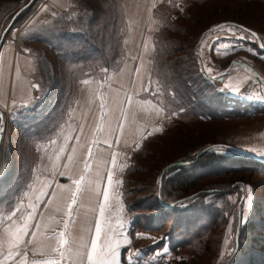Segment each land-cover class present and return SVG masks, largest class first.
<instances>
[{"label":"rangeland","instance_id":"1","mask_svg":"<svg viewBox=\"0 0 264 264\" xmlns=\"http://www.w3.org/2000/svg\"><path fill=\"white\" fill-rule=\"evenodd\" d=\"M58 1H60L59 5H53L50 0H38L32 11L17 26L7 33H5L4 27L0 32V50L2 45L8 41L9 44L16 45L20 50L19 53L29 52L28 55L34 59L36 69L34 70L33 81L37 89L35 93L37 96L28 108L15 107L13 111L0 117L1 125L4 127L0 147V182L6 177L7 173H13L17 169L19 171L16 172L20 173V175L16 173L19 177L15 178L14 185L10 186L5 182L0 183V193L9 188L4 193V195L9 193L7 198L0 204V246L2 245L1 233L4 232V229L14 231L19 230V226L27 225L31 227L33 225V215L39 210L32 207L35 191L45 183L43 179L50 176V174H47L50 168L57 165V163L61 165L62 161L66 162V156H70L72 153L77 156L82 143L74 144L72 141L75 138L77 129L74 121L79 124L78 121L83 118L80 109L77 110L78 106H82L85 109L84 112L90 109L93 111L97 104L95 99H98L100 108L103 109L100 111V115L102 119L104 118V122L110 119V108H112L111 113L113 115L115 110H121L118 106H116V109L105 99V95L107 97V93L112 91L109 90L111 86L123 93V95L119 94L123 98L122 109L124 103H127L128 86L134 92L137 91L138 87H141L142 90L148 88L140 96L144 97L149 103H153L161 114L157 122H155L156 117L153 121L147 112L139 120L131 117L133 115L128 112L127 108H124L125 112L122 113L121 111L120 118L118 120L116 118V123L108 132L113 133L114 128H120L117 129V132L118 135L121 133V127L123 126L121 117L124 118V122L129 121L130 125L138 123L139 128L144 132L139 131V134L134 135L132 142L120 145L124 148L119 149L117 146V149H115L114 145H103L99 142L98 137L105 139V136H99L97 128L101 126H98L96 134H94L96 138L92 137L90 150L86 152V156L90 152L93 158L98 161L97 166L106 167L109 189L107 190V197L104 194L98 215L103 213L107 216L103 224L104 230H122L125 232V237L128 238V244L121 254V263L178 264L182 259L187 264H192L191 259L198 255L195 264H223V262L230 261L232 258L234 242L238 241L237 230L239 226H243L249 219L251 220V216L256 227L252 232L253 241L247 243L246 249L249 248V252H253L256 250L255 245L264 244V238L262 240L258 238L259 235L264 237V230L261 227L264 224V170L261 169L248 170L232 175L211 174L198 182L197 189L188 192V194L200 192L198 197L203 198L201 200L203 204L213 202L214 206L221 209L214 227L208 228L211 233L210 237L205 239L208 245L205 248L202 247L199 254L194 250L190 251L189 248L184 249L185 243H179L186 232L183 228L184 225L180 224L179 221L182 219L184 210L192 201H187L179 206L175 213L178 216L176 223L169 221L162 229L157 231L149 229V231H146V228L152 226L148 222L158 214L146 206L156 203V198L159 197L161 192L158 186H154L157 184L156 177L167 165L206 149L204 153L213 152L221 157L238 155L225 148L212 147L221 144L242 148L259 156H264V144L261 143L264 138H260L261 136L264 137V116L262 114L250 120L234 119L208 122V124H201L194 120L188 121L184 125L182 121L178 120L176 114L170 110V107H167L163 84L155 75V71L158 70H155L154 65L155 46L160 42L163 44V41H157V38L164 33V29L162 30L161 27L165 26L167 21L172 22L178 17L177 15L184 16L191 10H194L195 17L203 18L202 23L200 22L196 26H192L191 22H188L189 25L187 23H179V25L180 28L187 31L192 30L194 37L198 35H196V30L203 25L207 24L206 27L210 26L212 28L220 22L235 21L236 18L242 19L244 25L258 36L262 49L258 47L256 39L249 32L233 26L205 32L201 43V37H199L194 48L193 43L189 45V49L192 47L194 51L198 47V54L195 52L196 59L194 58V61L198 71L205 72L202 75L209 78L222 72L224 78L225 74H231V78L228 79L227 83L232 88L235 87L236 89L233 90L237 95H240L246 91V87L251 85L264 87V0H165L164 4L158 7L159 9L154 11L153 15L147 16V25L150 30H124V32H120V21L124 17L121 7H119L120 14H117L114 3L107 10L106 8L102 10L105 4V7L108 6L107 2L109 0ZM51 10L53 13L50 12ZM93 15L99 18L92 20ZM80 16H84V18L81 19ZM108 17L110 19L115 18L112 27ZM77 25L80 26L75 28L74 26ZM103 27H106L105 35L100 31L104 29ZM76 30L83 33L81 35L83 37L80 38L79 36L80 39L76 42L78 47L82 46L85 39L88 38L91 45L94 44L93 46L98 48L99 56L94 59L96 62L88 65H84L81 61L72 60L77 64L78 70L70 67L62 69L61 62L56 58L57 55L49 49L47 42L50 40L51 46L55 45V48H57L56 45H61L66 58H73L71 51L75 50L74 46L71 45L69 40L67 41L66 37H64L66 38L64 41L60 36L64 33H67L66 36H68L70 32H77ZM33 38L34 40L40 39L38 40L39 43L31 40ZM56 38L59 43H57ZM176 38H180L182 44L189 43L187 36L179 35ZM178 56L188 58L185 53L178 54ZM237 60L241 62L236 63ZM243 64L251 67L257 77L255 78L254 74ZM137 70L141 72L138 77H136ZM190 73L189 77L191 79L195 78L191 71ZM208 75L210 76L208 77ZM59 76H70L71 80L70 86L65 88L67 91L64 92L63 90L59 94V97H63V99L57 107L55 119L50 122L44 119L37 128L36 121L35 126L32 127V121L29 119L36 114V111L30 108L37 101L43 102L48 92H59L62 89V83L59 84L56 81V77ZM139 76H141L140 79ZM197 80L199 83L200 79L198 77ZM233 80L240 83L233 85ZM261 86L260 88H263ZM215 94L228 96L239 103L245 104L240 98L235 97L231 92L229 93L228 90L221 88L218 92L215 90ZM88 103L90 108H88ZM227 106L235 108L234 110L239 108V105H233L232 103ZM73 108L76 110L74 114L72 113ZM250 111L245 110V114L247 115ZM125 114L130 118L124 117ZM128 126L122 127L123 131ZM18 127H21L22 131H27L29 127L31 132L21 137L22 134H18L17 131ZM147 130H150L148 136ZM108 132L104 134L107 136L112 135ZM118 137H121V135ZM74 145L76 146L74 147ZM86 165L84 162V166ZM174 173L167 171L162 178L172 176ZM59 174L54 176L55 178L59 177L54 182L59 181V184L68 183L69 179L61 176L65 174V164H63ZM7 177L9 181H12L13 176L11 174H8ZM215 187H218L224 193L220 195L210 194V192L216 190L209 189ZM249 190L251 202L250 206L246 207L248 205ZM73 191L76 192L77 188ZM64 192L60 190V194ZM24 194L26 198H24ZM79 194H77V199H80ZM88 194L87 197L92 201V192L90 191ZM37 198L40 199V195ZM76 203H73L72 196H61L57 206L53 207V213H56L57 218H59L52 224L53 232L64 234L62 237L59 236L62 245L56 247L57 249L55 248V256L58 258H63L68 254V247H66L68 244L65 245V231H69L70 224V217L67 215L68 205L71 204L72 210L76 211L78 209ZM137 203L140 204L137 205L138 208L143 206L142 209H145L130 214L128 212L129 207L131 206L135 210L136 207L132 205ZM22 204V211H24L26 204H29L27 206H30V210H33L31 212L32 221L30 220L28 224L24 222L22 224V221H18L19 214L21 216V211L19 213L18 208ZM101 206H103V212H101ZM87 209L90 210V207H87ZM26 210L28 209L26 208ZM245 210L246 216L244 215ZM135 216L139 219L141 225L132 228L130 220ZM236 222L237 225L240 222V225L237 226L235 232ZM259 222H262V224H259ZM202 226H206L205 222L202 219L196 220L194 225L191 224L190 227H186L187 234L192 233L196 238L202 237ZM186 236L185 239L188 240ZM201 243L202 239L196 240L193 245L197 248V245ZM216 243L217 247L215 246ZM14 245L20 244L16 241ZM26 250L28 249H23L25 256L28 253ZM137 252L139 254L135 255ZM61 253H63V256ZM33 258H35L34 255ZM2 261L3 259L0 257V262Z\"/></svg>","mask_w":264,"mask_h":264},{"label":"crops","instance_id":"2","mask_svg":"<svg viewBox=\"0 0 264 264\" xmlns=\"http://www.w3.org/2000/svg\"><path fill=\"white\" fill-rule=\"evenodd\" d=\"M52 2L53 5H59L60 3L58 0H50V3ZM164 2L165 0H120V7L124 15L120 21V32H124V30H150L147 25V16L153 15L154 11L159 9L158 7L164 4ZM50 12L53 13L52 10ZM19 51L20 50H18L15 44H9L8 41L2 45L0 50V117L7 112L13 111V108L15 107H25L22 109L28 108L37 96V94H35L37 89L34 87L35 84L33 81L35 75L34 70L36 69L35 61L28 55L27 52L24 54L20 52V54ZM235 62L240 63L241 61L237 60ZM230 67H232V65H230ZM140 73L141 72L137 70L136 77H138ZM223 75L224 74H222V72L213 76L208 75L217 88V91H220L221 88L228 90L229 93L231 92L232 95L240 98V100L247 105L264 107L263 86L260 85L263 87L260 88V86H255V84L251 82L254 85L246 87L247 89H245V92L237 95L233 90L236 88H232L227 83L228 79L231 78V74H225L226 76L224 78ZM140 77L141 76H139V79ZM235 83L238 84L240 82L233 80L232 84L234 85ZM128 88V99H126L127 103H124L123 109L127 108L128 112L133 115L131 117H135L139 120L144 117L146 114L145 112H147L150 115V119L154 121V118L156 117L155 122H157L161 116L158 108L153 103H149L144 99V97L140 96L146 92L148 88L142 90L141 87H138L136 92L132 91L130 86H128ZM109 90L114 92L109 91L107 93V97L105 95V99L109 102V104L113 105L115 108L118 106L121 110H115L113 115L111 113L112 108H110V119L107 122H104V118L102 119L100 115V111L103 109L100 108L98 99H95L97 104L93 108V111L90 109L84 112L85 109L82 106H78L77 110L80 109V113L83 118L81 121H78L79 124L74 121L77 129L72 143H82L80 150L77 156L73 153L70 155L72 157L71 160H69V156H66V162L62 161L61 165L59 163H57V165H53L47 173L50 174V176L43 179L45 183L41 185L42 187L40 186L37 191H35L34 205H32V207L39 210L36 211L35 215H33V225L31 227L27 225L19 226L20 229L14 231L3 230L5 233H1L2 245L0 246V257L3 261L0 262V264H49V262H51V264H90L87 259L88 253L92 254L93 262H95V264H122L120 258L124 247L128 244V238L125 237V232L122 230H104L103 224L105 223L104 221L107 216L103 213L98 215L100 212L99 207L101 202H103L102 200L104 198V194L109 189L106 178V167L97 166L96 164L98 161L93 158L90 152L87 153L86 156V152L90 150V141L92 137H95L94 134H96V128L98 126H101L98 127L99 129L97 128L99 136H105V139H100L98 137L99 142L103 145H114L115 149H117V146L119 149L124 148L121 147L123 144L132 142L134 135L139 134V131L144 132V130L139 128L138 123L130 125L129 121L124 122V118L121 117L123 128L124 126L130 125L128 128L126 127L124 129L126 132L123 131L122 127L119 135L117 129L120 128H114L113 133L108 132L109 129L116 123V118L117 120L120 118L121 111L122 113L125 112V110L122 109L123 98L119 95H123L122 91L115 90L112 86ZM85 108L87 109V107ZM88 108H90L89 103ZM72 110V113L74 114V111L76 110H74V108ZM124 117L130 118L127 114H125ZM1 126L0 119V127ZM107 132L112 135L107 136L104 134ZM148 132H150V130H147V136ZM120 135L121 137H118ZM260 138L264 137L261 136ZM261 143L264 144V139L261 140ZM75 146L76 145H74V147ZM262 158H264V156ZM84 162L87 164L86 166H84ZM63 164H65V174L61 176L65 177V179H69L68 183H65L68 186H63L65 184H59V181L54 182L59 178H55L54 176L60 175L59 172L62 169ZM73 180L77 183H73ZM78 187L82 188L84 191L83 194H79L80 199H77V212L73 210L74 219L71 217L69 218V231H65V245L68 244L66 246L68 247V254H66L63 258H58L55 256V252L57 249L56 247L62 245L59 240L62 236L59 233H54L52 229L53 222H56V220L59 219L57 218L58 215L53 213V207L57 206L61 196H71L72 192H74L73 190ZM60 190L61 192H65L60 194ZM90 191L93 195L92 201H90L87 197L89 195L88 192ZM38 192H40V194H38ZM53 193H56V195H53ZM39 195L40 199L37 198ZM24 198H26L25 194ZM27 205L29 204H26L25 207L28 210L24 207V211H22L23 204L18 208L19 213L21 211L22 216L20 219L21 216L19 214L18 221H22V224L23 222L28 224L32 217L31 212L33 210H30V206ZM62 207L63 204L61 209ZM87 207H90V210H88ZM14 211L16 210L14 209ZM97 220L100 221L101 233L97 239L96 247L93 249L91 241L97 236L95 232ZM37 225H39V227H37ZM33 233H35V235H33ZM16 241L20 245H14ZM29 241H31V243H29ZM16 247L18 249L17 253ZM24 248L28 249L26 250V252H28L26 256L23 251ZM33 255L35 258H33Z\"/></svg>","mask_w":264,"mask_h":264},{"label":"trees","instance_id":"3","mask_svg":"<svg viewBox=\"0 0 264 264\" xmlns=\"http://www.w3.org/2000/svg\"><path fill=\"white\" fill-rule=\"evenodd\" d=\"M37 2L38 0H0V32H2L4 27L5 33H7L13 27L17 26L32 11ZM112 3H114L117 14H120V0H109L107 2L108 6L105 7L106 4L104 3L105 5L102 10H104L105 8L107 10ZM193 11L194 10H191V12H188L184 16L177 15L178 17L175 18L172 22L167 21L165 26L161 27L162 30L164 29V33L157 38V41H163V44L160 42V44H156L155 46L156 53L154 65L155 70H158L155 71V75L158 79H160V83L163 84L167 107H170V110H172L176 114L178 120L182 121L184 125L186 124V122L194 120L201 124H208V122H219L224 120L230 121L234 119L250 120L254 119L260 114L264 116V107L262 106H250L247 104H242L236 100H233L234 98L232 99L228 96L215 94V90L217 89L213 87L214 84L213 82H211V79L205 77L201 72L198 71L196 62L194 61L196 59L195 51L192 50V47L189 49V45L190 43H193L192 45L194 48L199 37H201L211 27H206V24L198 28L196 30V35L198 34L197 36L195 35L196 37H194V32L192 30L187 31L186 29L180 28L179 23H187L189 25V23L191 22L192 26L199 25L200 22L202 23L203 18L199 16L195 17ZM80 18L82 19L84 18V16H80ZM97 18L99 17H94L93 15V18L91 19L97 20ZM108 21L110 22L112 27L114 25L115 18L110 19L108 17ZM222 23L226 22H220L219 24ZM227 23H233L248 30L250 29L246 25H244L243 20L240 18H236L235 21H228ZM80 25L74 27L78 28ZM103 28L104 29L100 31L103 35H105L106 27ZM77 32H70L68 36H66L67 33H64L60 36V38L64 41L67 38V41L69 40L71 45L74 46L75 50L71 51L73 54V58H66V55H64V53L62 52L61 45H56L57 48H55V45L51 46L50 40L49 42H47V46L49 47V49L53 53H55V55H57L56 58L61 62L63 66L62 69L70 67L78 70L77 64L75 62H72V60L76 62L81 61L84 65H88L90 63L96 62L94 59L98 58L99 56L98 48L93 46L94 44L91 45L88 38L85 39V43L82 46L78 47L76 42L83 37L81 36L83 35V33L79 31ZM179 35L187 36L189 39V43H180V38H176V36ZM60 38L59 40L62 41ZM31 40H34V38ZM38 40L40 39H35L34 41L39 43ZM57 43H59L58 39ZM259 51L262 52L261 50ZM183 53H185L186 56L188 55V58H182L181 56H178V54ZM80 56L81 58H79ZM190 71L195 75V78L191 79L189 77V75L191 74ZM197 77L198 79H200L199 83L197 82ZM56 78V81H58L59 84L62 83V89L59 92H48L44 97L43 102L37 101L31 107V110L36 111V114L32 115L29 119L32 121V127L35 126L36 121L37 128L41 125V122L44 119L48 122L55 119V112L61 100L63 99V97H59V94L63 90L64 92L67 91L65 88H68V86H70L71 80L70 76H59ZM53 84L55 83L53 82ZM56 94H58V96H56ZM229 103H232L233 105H239V108L234 110L235 108L227 106ZM245 110L251 111L246 115ZM17 131L18 134H22L21 137H24L31 132L29 131V127L27 128V131H22V128L18 127ZM199 153L200 152L194 153L191 156L185 158L183 157V159L177 161L178 163L182 164L174 166L168 170L175 173L172 176H168L167 178L161 177L160 182L158 183L160 175L159 174L156 177L157 184H155L154 186H158V188L161 190L160 195L156 198V203L146 206L147 208H151L156 211V213H158L157 216L153 217L148 222V224L152 226L146 228V231H149V229L157 231L164 228L169 221H173V223H176L178 220V216L175 215V213L177 212L179 206L187 201H192L184 210L182 219H180L179 221L180 224L184 225L183 228L186 230V232L184 233V238L180 240L179 243H185L184 249L189 248L190 251L194 250L198 254L200 253L202 247L205 248L208 245V243L205 241V239H208L211 234L208 228L214 227L215 222L219 218L221 209L214 206L213 202L203 204L201 202L203 198L198 197L200 195V192H196L193 194H188V192L197 189L198 182L211 174L232 175L248 170H264V164H260L257 161L249 159L247 157L235 154L231 157H221L213 152H203L204 154L198 155ZM197 155L199 157H197ZM16 171H19V169H17ZM16 171H14L13 173H7L6 177L3 178L0 183L5 182L10 186L14 185L15 178L19 177L17 176V174L20 175V173H17ZM8 174H11L13 176L14 179L12 178V181L8 180ZM6 190H9V188ZM6 190L0 193V204L4 199L7 198L9 194L7 193L6 195H4ZM209 190H216L215 192H210V194L212 195H220L224 193V191H222L218 187ZM207 191L208 189L206 190V193ZM137 205L138 203L132 205L136 207L135 210L130 206L128 212L131 214L134 213V211H141L145 209H142L143 206H140L138 208L140 204L138 206ZM200 219H202L206 225L205 227H201V229L203 230L202 237L196 238L192 235V233L187 234L188 231L186 227H190L191 224L194 225V222ZM252 220L253 219L251 216V220L249 219L248 222L243 226H239V229L237 230L238 241L234 242V249L237 245L235 253L233 252V249L231 260L225 261L223 262V264H264V244L255 245L256 250H254L253 252H249V248L246 249L247 243L253 241L252 232L256 227V225H254V221ZM130 223L132 228L135 226L139 227L141 225L139 224V219L136 216L130 220ZM259 224H262V222H259ZM238 225H240V222H238ZM238 225L236 222L235 232ZM261 227L263 228L262 230H264V224L261 225ZM185 235H187L186 237L188 238V240L185 239ZM258 238L262 240L264 237L262 235H259ZM200 239H202V243L200 245H197L196 248L193 243L196 240L198 241ZM215 246L217 247V243L215 244ZM261 249L263 251H260ZM197 257L198 255H196L195 258L193 257V259H191L192 264H195ZM178 264L187 263L181 259Z\"/></svg>","mask_w":264,"mask_h":264},{"label":"water","instance_id":"4","mask_svg":"<svg viewBox=\"0 0 264 264\" xmlns=\"http://www.w3.org/2000/svg\"><path fill=\"white\" fill-rule=\"evenodd\" d=\"M20 12V11H19ZM219 25H226V26H233V27H237V28H240V29H246V28H244V27H241V26H238V25H236V24H233V23H222V24H219ZM219 25H216L215 27H212V28H210L206 33H208V32H211L212 31V29L213 28H216V30L217 29H219V27H217V26H219ZM247 32H249L255 39H256V41H257V43H258V47L260 48V49H262V47H261V44H260V40H259V38H258V36L255 34V35H253V33L254 32H251L250 30L249 31H247ZM204 36H205V33L201 36V39H200V43H201V41H202V39L204 38ZM0 44H1V42H0ZM195 52H196V54H198V47L196 48V50H195ZM200 58V57H199ZM200 60V59H199ZM201 64V63H200ZM244 66H246V67H248V70L250 71V72H252L253 74H254V76L255 77H257V75H256V73L251 69V67H249V66H247L246 64H243ZM202 73H204V71H202ZM2 128H3V131L2 132H0V147H1V142H2V134L4 133V127L2 126ZM212 147H218V148H225V149H227V150H230V151H233V152H235L236 154H238V155H241V156H243V157H247V158H249V159H252V160H255V161H257L258 163H260V164H264V158H262V157H260V156H258V155H256V154H254V153H251V152H249V151H246V150H243V149H241V148H237V147H234V146H230V145H225V144H221V145H213ZM207 150V149H206ZM206 150H203L202 152H200L198 155H200V154H202L203 152H205ZM198 155H197V157H198ZM0 158H1V150H0ZM180 164H182V163H171V164H169V165H167L166 167H164L162 170H161V173H160V175H159V179H158V182H160V179H161V177L170 169V168H172V167H174V166H178V165H180Z\"/></svg>","mask_w":264,"mask_h":264},{"label":"snow or ice","instance_id":"5","mask_svg":"<svg viewBox=\"0 0 264 264\" xmlns=\"http://www.w3.org/2000/svg\"><path fill=\"white\" fill-rule=\"evenodd\" d=\"M217 27H219V28H225V27H228V26H226V25H219ZM215 30H216V28H213L212 29V31H215ZM241 30L242 31H245V32L249 31L248 29H243V28ZM253 35H255V33H253ZM241 39H243V37H241ZM34 87H35V85H34ZM2 131H3V128L0 127V132H2ZM71 159H72V157L69 156V160H71ZM109 178H111V177H109ZM73 183H77V182L76 181H73ZM83 191L84 190L82 188H77V191L76 192H72L71 196H72L73 203H76L77 194L78 193L83 194ZM53 195H56V193H53ZM105 197H107V192H105ZM247 200H248V205H246V207L247 206H250V202H251V193H250V190H249V196H248ZM103 210H104L103 209V206H101V212H103ZM246 214L247 213H246V210H245L244 215L246 216ZM67 215L69 217H71V218L74 219V213H73L72 205L71 204L68 205ZM65 223L67 224V221ZM37 227H39V225H37ZM95 232H96L97 236H96V238H93L92 241H91V245H92V248L93 249H95L96 244H97V239L99 238V234L101 233V225H100V221L99 220H97V222H96ZM33 235H35V233H33ZM60 235L63 236L64 234L63 233H60ZM29 243H31V241H29ZM165 251H166V249H165ZM138 254H139L138 252L135 253V255H138ZM61 255L63 256V253H61ZM87 259L90 262V264H95V262H93V258H92V254L91 253H88ZM49 264H51V262H49Z\"/></svg>","mask_w":264,"mask_h":264}]
</instances>
